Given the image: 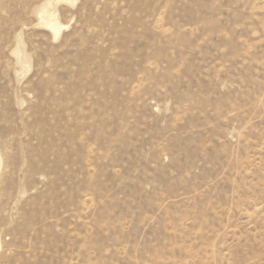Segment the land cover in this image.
Listing matches in <instances>:
<instances>
[{"label":"rangeland","instance_id":"rangeland-1","mask_svg":"<svg viewBox=\"0 0 264 264\" xmlns=\"http://www.w3.org/2000/svg\"><path fill=\"white\" fill-rule=\"evenodd\" d=\"M0 154V264H264V0H0Z\"/></svg>","mask_w":264,"mask_h":264},{"label":"bare ground","instance_id":"bare-ground-1","mask_svg":"<svg viewBox=\"0 0 264 264\" xmlns=\"http://www.w3.org/2000/svg\"><path fill=\"white\" fill-rule=\"evenodd\" d=\"M45 8H46V5H43L41 7V10L39 12L40 13V17L39 18L44 22V25L52 32L53 36L57 37L58 34L60 33L61 25L59 24V22H58L56 17H54L51 13L48 14L47 10L45 11ZM45 13L47 15L46 18L43 17V14H45ZM19 60L21 62L22 59H19ZM21 63H23V62H21ZM1 166H2V158H1V154H0V171H1Z\"/></svg>","mask_w":264,"mask_h":264}]
</instances>
